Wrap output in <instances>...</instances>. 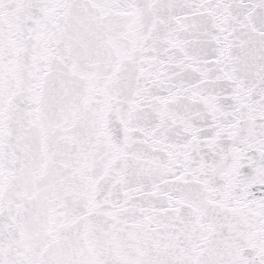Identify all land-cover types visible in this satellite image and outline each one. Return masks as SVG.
I'll list each match as a JSON object with an SVG mask.
<instances>
[{"label":"snow or ice","instance_id":"6c2138e0","mask_svg":"<svg viewBox=\"0 0 264 264\" xmlns=\"http://www.w3.org/2000/svg\"><path fill=\"white\" fill-rule=\"evenodd\" d=\"M0 264H264V0H0Z\"/></svg>","mask_w":264,"mask_h":264}]
</instances>
